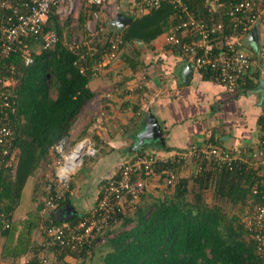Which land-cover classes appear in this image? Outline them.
I'll return each instance as SVG.
<instances>
[{
	"label": "trees",
	"instance_id": "trees-1",
	"mask_svg": "<svg viewBox=\"0 0 264 264\" xmlns=\"http://www.w3.org/2000/svg\"><path fill=\"white\" fill-rule=\"evenodd\" d=\"M184 1L199 10L206 9L203 0ZM92 7L90 14L81 12L80 26L98 10V6ZM130 16L132 22L121 31L109 27L106 47L110 45L112 36L122 39V47H130V44L152 46L159 36L169 32L183 19L180 8L170 1H162L158 8H152L145 14ZM224 20L228 22L227 17ZM49 29H55L60 36L53 49L40 50L41 40L31 36L27 42L33 50L32 62L27 63L18 50L0 63V71L4 75H10V67L14 66V78L17 80L9 87V92L14 99L15 112L11 122L15 130V145L20 152L19 161L14 173L9 170L0 172V211H6L13 218L12 226L0 229V233L6 238L5 248L14 255H20L31 247L34 242L32 231L40 227L43 220L39 213L44 207L41 195L50 178L38 177L40 168L44 163L53 162L52 152L56 144L62 141L75 144L87 134L88 131L84 130L75 140L71 139L73 124L84 111L86 102L96 94L90 87L95 74L91 65L94 60L89 56L83 62L85 69L81 70L80 56L84 50L71 48L69 41L64 39L55 10L45 25V30ZM202 72L205 77L212 78L209 71ZM239 85L247 89L255 82L246 77L240 80ZM2 89L0 85V91ZM89 137L100 146L97 157L102 155L104 148L99 140L95 136ZM164 166L162 163L158 172ZM255 175L256 172L247 170L205 169L195 176L181 179L173 191L170 190L173 186H167L164 196L157 194L159 186L149 188V181L135 207L120 213L119 222L106 228L104 242L64 252L62 260L71 254L78 263L66 260L60 264H264V258L258 253L256 242L241 215L228 214L220 205L221 200L234 205H255L258 202L252 192ZM31 177L37 178L33 198L38 205L34 215L20 224L14 218V211ZM158 182L163 183V179ZM209 189L214 192L216 203L213 205L205 201ZM192 193L194 199H189ZM102 194L100 185L97 200ZM68 204H72L69 196L62 200L58 209L46 216V222L62 223L64 220L59 211ZM81 214L77 211L71 220L76 221ZM19 225L21 231L17 236ZM42 250V245L34 247V257L28 264H35Z\"/></svg>",
	"mask_w": 264,
	"mask_h": 264
},
{
	"label": "built area",
	"instance_id": "built-area-1",
	"mask_svg": "<svg viewBox=\"0 0 264 264\" xmlns=\"http://www.w3.org/2000/svg\"><path fill=\"white\" fill-rule=\"evenodd\" d=\"M162 1H170L180 8L182 21L165 33V43L174 48L178 54L190 59L198 71H209L212 79L229 87L239 86L240 80L252 77L256 60L246 48L242 39L254 26L264 24V0H203L206 9L199 10L184 0H135L132 14L142 15L152 8H158ZM80 0H0V63L20 50L27 63L33 61V50L27 38L35 36L41 40L40 50L53 49L60 36L55 29L45 30L50 13L55 10L59 17L62 13L77 11ZM87 5H95L114 16L120 11L119 0H86ZM97 18V12L94 13ZM115 17V16H114ZM228 18V22L224 18ZM87 24V38H73L71 48L86 51L81 54V70L85 69L88 57L93 58L94 73L102 65L107 66L115 60L122 49V39L115 36L110 39L109 46L99 50L103 44L105 28ZM101 52L100 55H97ZM10 75L0 71V172L9 170L13 173L19 161V149L15 145V130L11 122L14 115V99L9 87L17 80L14 78V66L10 67ZM154 63L147 70H153ZM1 70V69H0ZM54 171L50 181L45 185L41 195L44 203L40 214L43 234V250L35 264H60L66 261L61 256L67 251H77L95 243L106 240V228L119 222L118 215L141 200L149 181L163 179V185L175 187L180 179L174 162L182 160L186 164L195 165L198 173L205 169L228 168L242 172H256V183L252 192L258 202L247 206L242 220L256 242V248L264 258V119L261 124V135L258 145L250 150L223 149L218 146H195L183 153H175L169 164L158 172L162 163H169L166 156L157 152L136 153L126 159L119 170L107 177L101 184L103 194L96 204L82 213L76 221L64 220L59 224H49L46 216L59 208L62 200L68 196L73 198L75 192L71 188L74 175L85 163L84 156L96 157L100 153L99 144L90 137H83L75 144L62 141L53 148ZM13 218L6 211H0V229L12 226Z\"/></svg>",
	"mask_w": 264,
	"mask_h": 264
},
{
	"label": "crops",
	"instance_id": "crops-1",
	"mask_svg": "<svg viewBox=\"0 0 264 264\" xmlns=\"http://www.w3.org/2000/svg\"><path fill=\"white\" fill-rule=\"evenodd\" d=\"M120 1L119 12L132 15L135 0ZM249 34L242 42L256 60L251 77L255 85L251 88L226 86L205 77L195 68L191 78L186 80L185 70L192 61L167 45L165 34L152 46L130 44L132 52H124L126 47H122L115 60L94 74L90 87L96 94L84 108H91L92 117L89 122H83L81 115L76 119L71 139L75 140L87 130L82 137L95 136L105 155L88 159L93 165L88 174L79 171L74 177V192L79 190L80 196L74 195L72 204L78 212L84 213L96 204L102 181L115 174L123 162L137 152H157L171 162L175 153L186 152L192 145L246 151L258 145L264 119V24L258 25V42ZM151 63L155 68L147 70ZM150 113L160 125L163 142L153 137L141 141L140 134L146 128V117ZM102 160L108 163L99 169ZM173 166L180 177H192V167H183L182 160L174 162ZM158 181L152 180L148 187L159 186L157 194L164 196L167 187ZM34 188L35 185L30 199L26 200L23 190L20 204L14 211L17 223L22 224L34 215L38 205L33 198ZM20 231L21 225L17 236ZM31 236L34 241L31 247L20 255L16 250L17 255H14L5 248L6 238L0 233V264H28L34 257V247L42 245L41 227L33 229ZM66 260L77 263L71 255Z\"/></svg>",
	"mask_w": 264,
	"mask_h": 264
},
{
	"label": "rangeland",
	"instance_id": "rangeland-1",
	"mask_svg": "<svg viewBox=\"0 0 264 264\" xmlns=\"http://www.w3.org/2000/svg\"><path fill=\"white\" fill-rule=\"evenodd\" d=\"M120 2L121 1L119 0V3ZM92 8H93L92 5L90 6V5L86 4V0H80L76 12H74V13L67 12V13L59 14V23H60V26L62 27L64 39H67L70 42L73 38H75V41L77 43H78L79 39L81 40V39L87 38V33L89 32L87 24H90L91 26H93V28L97 27L96 24H98V26H100V25L102 26L103 25L104 28H105L104 35H103V38H102L103 44L101 45V47H98V49L101 51V50L106 48V45H105L106 43L105 42H106V39L108 38L106 36L108 34L109 27L111 26L110 25V23H111L110 22V18L113 20L115 17L113 18V16L110 15V14H107L103 8L98 7V10H95L91 14V17L88 18L86 23L83 24V26H80L79 17H80L81 12H86L87 14H90L89 12H90V10ZM130 9H131V6H130ZM95 12H97V18L94 15ZM110 28H112V27H110ZM113 30L116 31V29H113ZM111 38H114V36H112ZM81 49L86 51V47H85L84 44L81 45ZM127 50H128V52H132L133 51V49L131 47L128 48V46L125 48L124 52H127ZM120 52H121V50H120ZM103 67L104 68L106 67L105 64L102 65L101 68H103ZM91 113H92V111H91L90 107L87 108V109H84V111L82 113L83 115L81 114V116H83L82 118L84 119L83 122H89L90 118L92 117ZM75 128H76V124L74 123L73 127H72V130L75 129ZM105 153H106V151H105ZM104 155L105 154L99 155L98 157H102ZM89 162L90 161H86L82 165V167L80 168V173L81 174H84V173L88 174L89 170L93 167V165L91 166V164H89ZM99 162H101V161H99ZM106 163H108V162H105V161L102 160V162L99 165V169L100 168L102 169L106 165ZM186 165H187V167H192V174H193L192 176L197 175V172L195 171V169H196L195 165L194 166L192 164H189V165L186 164ZM186 165L183 166V167H186ZM54 167H55L54 160L51 163H46V164L44 163L42 165V167L40 168V170H39L38 177H40V178H44L46 176L50 177L51 174L54 171ZM206 170H210V169H206ZM78 178H80V177H78ZM183 178H185V177H180L178 184L180 183L181 179H183ZM36 179L37 178H35V177H31L28 180V183L26 184V187H25V190H24V200H26L28 198L30 199ZM74 180H76V179H72V182L74 184L73 189L75 188V185H76ZM78 180H80V179H78ZM173 189H174V187L170 188V190H172V191H173ZM79 193H80L79 190H77V191L75 190V194L74 195L75 196H80ZM205 196H206L205 197L206 198L205 201L209 205H213L214 202H215V200H214L215 199L214 192L209 189V190L206 191V195ZM189 199H194L193 193L189 196ZM27 203H28V201L26 202V204L24 206L25 207L24 210L26 209ZM220 205H221V207L223 208L224 211L229 212L228 214H238V215H241V216H243L242 215L243 211L248 206V204H246V205H244V204H237L236 205L235 204L234 205V204L230 203L229 201H222V200L220 201Z\"/></svg>",
	"mask_w": 264,
	"mask_h": 264
},
{
	"label": "water",
	"instance_id": "water-1",
	"mask_svg": "<svg viewBox=\"0 0 264 264\" xmlns=\"http://www.w3.org/2000/svg\"><path fill=\"white\" fill-rule=\"evenodd\" d=\"M133 18L128 16L122 12H119L116 17L111 21L110 27L115 28L116 31H121L124 27L128 26L132 22ZM250 38L253 39L255 42H258V26H254L250 31ZM194 65L190 62V64L186 67L185 70V78L189 80L193 74ZM146 128L140 134L141 141L145 138L153 137L155 139H160L161 142L164 141L162 137V130L160 125L153 114H148L146 117ZM83 160L86 162L87 156L83 157ZM61 219L62 220H69L77 214V209L73 204H69L64 210L60 211Z\"/></svg>",
	"mask_w": 264,
	"mask_h": 264
}]
</instances>
